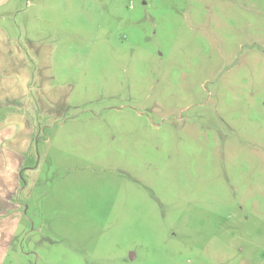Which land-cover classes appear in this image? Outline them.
Here are the masks:
<instances>
[{"label":"rangeland","instance_id":"obj_1","mask_svg":"<svg viewBox=\"0 0 264 264\" xmlns=\"http://www.w3.org/2000/svg\"><path fill=\"white\" fill-rule=\"evenodd\" d=\"M0 264H264V0H0Z\"/></svg>","mask_w":264,"mask_h":264}]
</instances>
